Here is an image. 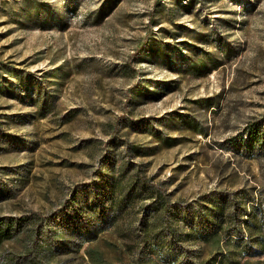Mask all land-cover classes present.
<instances>
[{"label": "rangeland", "instance_id": "1", "mask_svg": "<svg viewBox=\"0 0 264 264\" xmlns=\"http://www.w3.org/2000/svg\"><path fill=\"white\" fill-rule=\"evenodd\" d=\"M262 122L264 0H0V264H86L53 231L98 172L179 201L264 189Z\"/></svg>", "mask_w": 264, "mask_h": 264}, {"label": "trees", "instance_id": "2", "mask_svg": "<svg viewBox=\"0 0 264 264\" xmlns=\"http://www.w3.org/2000/svg\"><path fill=\"white\" fill-rule=\"evenodd\" d=\"M246 133L249 153L264 151V122ZM130 168L98 172V188L75 197L77 209L56 224L55 234L84 248L86 264H239L235 259L264 254V189L179 201ZM14 235L15 222L0 218V248ZM222 242L234 249L222 253Z\"/></svg>", "mask_w": 264, "mask_h": 264}]
</instances>
